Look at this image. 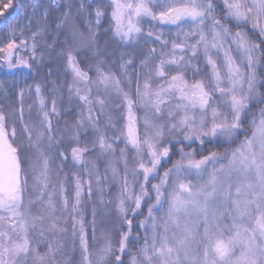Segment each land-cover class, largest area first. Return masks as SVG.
<instances>
[{
  "label": "snow or ice",
  "instance_id": "6c2138e0",
  "mask_svg": "<svg viewBox=\"0 0 264 264\" xmlns=\"http://www.w3.org/2000/svg\"><path fill=\"white\" fill-rule=\"evenodd\" d=\"M0 264H264V0H0Z\"/></svg>",
  "mask_w": 264,
  "mask_h": 264
}]
</instances>
